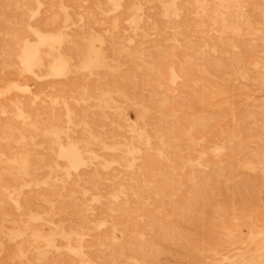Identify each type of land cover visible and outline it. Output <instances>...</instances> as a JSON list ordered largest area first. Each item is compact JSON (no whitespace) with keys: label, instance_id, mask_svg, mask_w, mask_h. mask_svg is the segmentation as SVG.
Wrapping results in <instances>:
<instances>
[{"label":"rangeland","instance_id":"obj_1","mask_svg":"<svg viewBox=\"0 0 264 264\" xmlns=\"http://www.w3.org/2000/svg\"><path fill=\"white\" fill-rule=\"evenodd\" d=\"M0 264H264V0H0Z\"/></svg>","mask_w":264,"mask_h":264}]
</instances>
